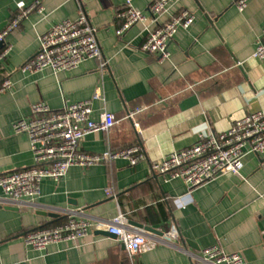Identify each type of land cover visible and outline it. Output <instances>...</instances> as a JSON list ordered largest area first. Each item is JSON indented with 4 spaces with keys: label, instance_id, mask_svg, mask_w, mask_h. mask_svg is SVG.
<instances>
[{
    "label": "crops",
    "instance_id": "crops-1",
    "mask_svg": "<svg viewBox=\"0 0 264 264\" xmlns=\"http://www.w3.org/2000/svg\"><path fill=\"white\" fill-rule=\"evenodd\" d=\"M34 1L0 0V30L19 11L18 2ZM39 2L43 12L32 10L20 21L6 37L10 53L0 60V81H11L0 94V175L32 164L26 134L12 129L13 122L30 117L32 103L43 101L59 111L90 98L97 86L104 100L93 101L91 118L105 109L118 122L109 132L87 134L80 149L99 153L138 143L144 158L133 166L122 159L72 166L60 180L42 179L34 198L14 201L0 190V264H129L125 246L95 226L118 213L130 227L165 240L136 254L134 264H196L202 249L215 244L239 252L243 264H264V154L248 153L239 174L218 175L196 187L179 178L164 181L151 170L200 135L224 132L250 112L264 113V59L253 57L264 0H247L242 11L236 0H179L173 11L187 9L194 20L177 30L164 62L139 50L146 37L142 24L117 34L124 0ZM133 3L149 14L150 0ZM79 10L95 30L105 69L99 70V60L88 59L70 71H23L22 64L37 52L38 35L60 20L74 19ZM135 107H144L137 115L138 129L125 118ZM69 215L90 223L87 237L46 250L24 244L28 231ZM172 225L177 235L170 242L165 233Z\"/></svg>",
    "mask_w": 264,
    "mask_h": 264
},
{
    "label": "built area",
    "instance_id": "built-area-1",
    "mask_svg": "<svg viewBox=\"0 0 264 264\" xmlns=\"http://www.w3.org/2000/svg\"><path fill=\"white\" fill-rule=\"evenodd\" d=\"M134 0H124L123 8L117 13L121 25L117 34H122L135 23L142 24L146 37L139 50L155 54L159 62L169 60L168 43L179 28L191 26L194 15L187 9L173 11L179 0H150L149 14L137 8ZM247 0H236L238 11H242ZM19 11L0 30V60L11 51L12 45L6 37L14 31L20 21L32 10L43 12L39 0L25 6L18 2ZM38 49L34 56L26 60L21 69L37 73L48 68L53 73L70 71L88 59L99 60V70L103 71L107 60L102 56L84 10H79L74 19H63L38 35ZM253 57L264 59V20L261 33L256 40ZM11 87L8 78L0 81V94ZM94 100H104L101 86H97L92 96L65 104L61 110L52 111L43 101L30 105V117L13 122L15 133L26 134L32 152V164L20 170L0 175V190L5 198L20 201L34 198L40 193V182L44 178L60 180L72 166L80 168L108 163L117 159L125 160L133 166L144 158L140 144L124 148H110L99 153H88L80 149L83 138L90 133L109 132L118 122L115 116L103 109L97 119L91 118ZM144 107L127 111L125 118L138 129L137 115ZM248 153L264 154V113L262 110L250 112L236 120L226 131L200 135L197 142L180 150H174L151 165L154 173L164 177V181L179 178L189 187L202 185L212 178L227 173L239 174L243 158ZM109 188L106 194H109ZM97 229L114 234L127 251L129 264H134V256L142 251L153 249L163 240L130 227L127 217L118 213L108 222H98ZM90 223L69 215L63 222L52 226H39L23 236L24 244L36 250H46L50 244L73 242L88 235ZM177 230L174 225L165 233L171 242ZM196 264H243L239 252L225 251L215 244L203 248Z\"/></svg>",
    "mask_w": 264,
    "mask_h": 264
},
{
    "label": "water",
    "instance_id": "water-1",
    "mask_svg": "<svg viewBox=\"0 0 264 264\" xmlns=\"http://www.w3.org/2000/svg\"><path fill=\"white\" fill-rule=\"evenodd\" d=\"M131 223V222H130ZM134 225H136V226H138V227H142V228H144V229H148V230H151V231H156L154 228H151V227H148V226H144V225H142V224H140V223H137V222H132ZM99 233H104V234H107V235H109V236H112V237H115V235L114 234H111V233H108V232H99ZM158 234H163L162 232H157ZM177 241V240H176Z\"/></svg>",
    "mask_w": 264,
    "mask_h": 264
}]
</instances>
